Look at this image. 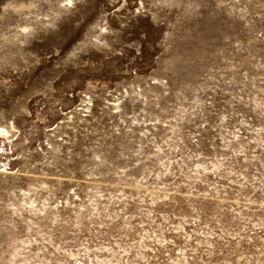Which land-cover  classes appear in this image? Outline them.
<instances>
[{
    "label": "rangeland",
    "instance_id": "rangeland-1",
    "mask_svg": "<svg viewBox=\"0 0 264 264\" xmlns=\"http://www.w3.org/2000/svg\"><path fill=\"white\" fill-rule=\"evenodd\" d=\"M0 264H264V0H0Z\"/></svg>",
    "mask_w": 264,
    "mask_h": 264
}]
</instances>
